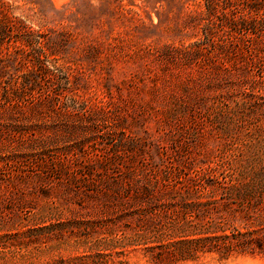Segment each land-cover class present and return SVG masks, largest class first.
Returning <instances> with one entry per match:
<instances>
[{
  "label": "rangeland",
  "instance_id": "1",
  "mask_svg": "<svg viewBox=\"0 0 264 264\" xmlns=\"http://www.w3.org/2000/svg\"><path fill=\"white\" fill-rule=\"evenodd\" d=\"M259 127L264 0H0V264L109 257L118 213L99 184L165 164L248 172Z\"/></svg>",
  "mask_w": 264,
  "mask_h": 264
},
{
  "label": "trees",
  "instance_id": "2",
  "mask_svg": "<svg viewBox=\"0 0 264 264\" xmlns=\"http://www.w3.org/2000/svg\"><path fill=\"white\" fill-rule=\"evenodd\" d=\"M256 143L248 172L234 175L228 168L215 175L216 166L180 170L165 164L99 184L103 211L118 214L99 239L110 256L95 252L87 263H125L120 257L129 248L151 264L196 261L204 254L220 260L264 255V140ZM118 222L123 224L115 229Z\"/></svg>",
  "mask_w": 264,
  "mask_h": 264
}]
</instances>
